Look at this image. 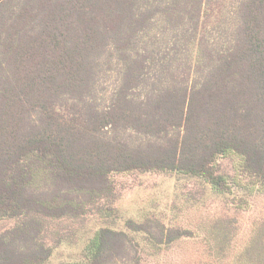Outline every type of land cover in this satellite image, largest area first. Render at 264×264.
<instances>
[{
	"label": "trees",
	"instance_id": "1",
	"mask_svg": "<svg viewBox=\"0 0 264 264\" xmlns=\"http://www.w3.org/2000/svg\"><path fill=\"white\" fill-rule=\"evenodd\" d=\"M152 171L264 193V0H0V264H46L64 223L113 216L114 174ZM121 221L62 264H142L131 231L191 234ZM239 264H264V222Z\"/></svg>",
	"mask_w": 264,
	"mask_h": 264
},
{
	"label": "rangeland",
	"instance_id": "2",
	"mask_svg": "<svg viewBox=\"0 0 264 264\" xmlns=\"http://www.w3.org/2000/svg\"><path fill=\"white\" fill-rule=\"evenodd\" d=\"M219 164L225 173H233V158H221ZM113 180L116 210L113 216L90 214L76 226L64 223L60 229L70 235L55 248L46 264L83 260L85 247L96 230L103 225L122 227L121 218L141 222L154 218L169 227L191 231L190 235L162 245L152 242L146 233L131 231L140 242L142 264H239L264 222L263 192L238 188L235 194L210 193L196 180L167 172L119 173L113 175ZM16 221L0 218V235ZM219 224L229 232V243L220 252L212 234ZM47 239L53 242V235L48 234Z\"/></svg>",
	"mask_w": 264,
	"mask_h": 264
}]
</instances>
